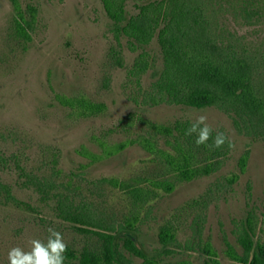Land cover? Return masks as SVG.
I'll return each mask as SVG.
<instances>
[{
	"label": "rangeland",
	"instance_id": "1",
	"mask_svg": "<svg viewBox=\"0 0 264 264\" xmlns=\"http://www.w3.org/2000/svg\"><path fill=\"white\" fill-rule=\"evenodd\" d=\"M21 1L23 6L32 4L39 9V24L32 41L16 36L12 3L0 0V157L9 160L7 167L0 166V178L12 186L20 201L37 212L0 204V264H9L7 253L12 247L27 251L30 240L46 241L49 227L59 231L67 246L77 251L95 243L92 235L81 234L73 225L58 219L52 202L42 203L32 188L23 185L16 162L39 176H52L54 169L60 170L58 183L68 182L71 173H82L72 179L73 185L80 186L79 191L106 218L139 216L136 240L149 254L162 252L159 231L163 226L172 227L182 246L173 247L172 254H162L165 264L182 260L207 264L208 257L199 247L208 240L221 264H237L228 255V243L243 253L237 235L247 220L256 228L257 239L264 240L262 141L239 135L231 118L216 108L138 106L132 99L127 76L142 50L132 52L123 39L124 67L116 66L111 51L119 47L101 0ZM192 1L203 7L219 45L248 50L258 64L257 82L264 87V0ZM147 2L129 0L128 17L138 13L137 5ZM145 49L156 59V70L160 72L162 55L157 39ZM153 81L152 72H148L142 85L148 88ZM56 94L85 97L105 104L107 109L97 116L81 117L61 106ZM129 115L164 124L176 120L195 122L197 116L206 115L212 129L226 130L234 147L217 174L177 183L172 193L159 190L146 205L136 207L126 190L114 188L102 179L133 184L155 176L160 168L146 150L138 144L129 145L121 153L94 164L80 153L86 148L101 154L100 140L115 144L134 139L141 128L138 122L130 130L119 127ZM247 149L251 153L246 172L231 187H223L225 177L239 173L238 161ZM211 190L207 208L195 204ZM201 213L205 214V221L200 238H196L192 223ZM187 241L196 242V249H186ZM124 254L132 264H143L141 259Z\"/></svg>",
	"mask_w": 264,
	"mask_h": 264
},
{
	"label": "trees",
	"instance_id": "2",
	"mask_svg": "<svg viewBox=\"0 0 264 264\" xmlns=\"http://www.w3.org/2000/svg\"><path fill=\"white\" fill-rule=\"evenodd\" d=\"M10 1L14 9L16 36L32 41L39 24L38 7L32 4L23 6L21 0ZM128 1L101 0V3L113 23L112 33L119 47L111 51L116 66L124 67L123 39H126L132 52L142 50L128 70L133 101L141 107L166 104L196 109L216 108L231 118L239 135L264 143V87L257 82L258 64L248 50L219 45L212 36L211 24L203 7L192 0H142L148 2L137 5L138 13L130 17L126 10ZM155 38L162 55L160 72L156 70V59L145 49ZM148 72H152L154 81L144 88L142 78ZM55 97L61 106L71 108L81 117L97 116L107 109L105 104L85 97L60 94ZM137 122L141 128L134 139L115 144L100 140L101 154L86 148L80 152L94 164L121 153L129 145L138 144L146 150L152 156V162L160 168L155 176L133 184L118 179H102L114 188L126 190L136 207L146 205L159 190L172 193L177 183L217 174L233 150L227 143L218 149L197 146L195 134L185 135L193 123L189 120L164 124L129 115L121 120L119 127L130 130ZM217 131L223 132L230 140L224 129H213V137ZM211 143L210 139L208 144ZM250 153L247 149L240 157L239 173L225 177V183L220 185L231 187L240 179L246 172ZM8 165L9 160L0 157V166L5 168ZM16 167L25 187L32 188L42 203L54 204L53 211L58 219L73 225L77 232L95 238L93 247L86 246L81 251L67 246L64 264H132L125 252L141 259L143 264H165L162 254H172L173 247L182 246L175 230L163 226L158 234L162 252H145L136 240L140 231L137 226L139 216L124 220L106 218L94 202L79 191L81 187L73 185L72 179L82 173H71L68 182L58 183L56 176L60 170L54 169L52 176H39L27 171L19 162H16ZM212 192L196 200L195 204L207 208ZM0 204L37 212L31 205L20 201L14 195L12 186L1 178ZM204 221L205 214L201 213L192 223L196 238L201 236ZM191 243L187 241L185 248L195 250L198 244ZM237 243L243 249L242 254L228 243V255L237 264H264V240L257 239L256 228L250 220L238 233ZM199 250L208 257L207 264H221L209 240ZM171 264L192 262L182 260Z\"/></svg>",
	"mask_w": 264,
	"mask_h": 264
},
{
	"label": "clouds",
	"instance_id": "3",
	"mask_svg": "<svg viewBox=\"0 0 264 264\" xmlns=\"http://www.w3.org/2000/svg\"><path fill=\"white\" fill-rule=\"evenodd\" d=\"M206 115H199L195 122L191 123L186 130L185 135H196L195 144L197 146L206 145L212 149H218L228 144L233 148L234 144L228 139L223 132H216L213 137V129L207 123ZM212 140L209 145L208 141ZM48 237L46 241L32 239L27 251L19 246L12 247L7 253L9 264H64L67 252V243L63 235L56 229L49 227L47 229Z\"/></svg>",
	"mask_w": 264,
	"mask_h": 264
}]
</instances>
